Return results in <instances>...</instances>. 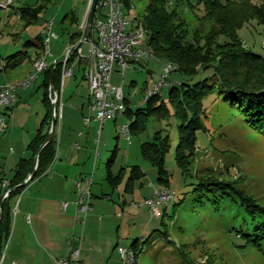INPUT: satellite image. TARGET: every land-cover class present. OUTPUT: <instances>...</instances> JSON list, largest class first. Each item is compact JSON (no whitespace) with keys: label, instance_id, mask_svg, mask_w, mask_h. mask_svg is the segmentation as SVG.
Returning <instances> with one entry per match:
<instances>
[{"label":"rangeland","instance_id":"rangeland-1","mask_svg":"<svg viewBox=\"0 0 264 264\" xmlns=\"http://www.w3.org/2000/svg\"><path fill=\"white\" fill-rule=\"evenodd\" d=\"M9 0H0V59L2 65L6 59L17 55L5 71L0 72V83L10 81L17 84L24 80L32 69V60L28 54L35 52L34 47L26 46L30 41L38 42L37 37L44 34L45 29L52 23V29L59 36L51 43V52L56 54L59 49L66 53L72 46L69 44V31H77V26L71 24L73 17L81 20L90 5V0H11L10 7L2 5ZM175 2L177 0H174ZM204 0H191L195 8L187 1L182 2L179 12L187 23L189 36L192 41L196 31L207 35L214 27L213 22H202L205 15L204 5L198 3ZM227 3L232 0H220ZM45 4L46 8L40 15L38 24L26 27L21 18V9ZM148 0H133V7H124V18L130 23L129 29L139 25L143 19ZM70 16L65 22V16ZM67 29H69L67 31ZM65 30V31H64ZM245 46L252 52L264 56V27L257 20L246 24L238 31ZM229 41L227 36L219 38L220 44ZM86 48V46H85ZM164 61L153 57L143 65L131 66L125 73L124 90L131 109L136 112L148 108L147 97L154 92L160 76L164 73ZM31 73V72H30ZM213 71H203L192 80L174 72L168 81V86L159 91L161 101L155 106L165 103L172 112L170 92L186 81L196 84L210 78ZM75 82L79 84L82 95L88 93L89 83L85 78L82 65L75 67ZM42 77L32 85L33 101L27 107L20 109L22 114L30 112L46 113L43 103L44 89L39 90ZM212 82V81H211ZM21 91V90H20ZM62 106L64 93L61 96ZM157 104V105H156ZM60 106V115L61 107ZM205 115L203 123L205 131L196 135V154L191 159V175H187L177 160V148L180 140V120L171 115L168 118H158L152 115L147 119L144 129L131 136L128 140L122 134V126L130 124L124 117L118 126L109 122L105 126L101 145L108 146L103 170L108 173L107 159L112 151L117 154L112 163V171L119 174L122 169L130 173L132 167L138 166L145 174L144 185L141 181L135 186L136 212L135 216H124V228L120 231L117 259L122 261L120 248H131L133 241L139 238L143 251L138 257V264H264V243L262 248L250 242L248 236L253 235L255 222L244 208L230 199H215L210 195L205 203H198V195L193 193L198 179L205 176L217 177L220 180L232 182L236 188L252 196L259 205L264 206V136L256 131L244 116L241 109L225 96L215 91L204 101ZM60 116V118H61ZM12 117V116H11ZM10 118V117H9ZM8 118V120H9ZM7 133L0 137V177L12 178L14 166L10 161L12 149L17 150L16 144L5 139ZM168 137L169 150L165 155L164 168L169 174L171 193L174 201L159 205L157 191H163L159 182V171L143 156L145 144H159V138ZM16 139V138H15ZM18 140V139H17ZM152 184V185H151ZM151 187L154 188H150ZM150 188V190L148 189ZM129 193L131 203L135 198ZM153 197V203L165 213L163 218L154 215L150 205L144 203V197ZM143 204H142V203ZM127 218V219H126ZM12 234V232H11ZM11 238V236H10ZM11 240V239H10ZM9 242V241H8ZM144 242H148L143 245ZM121 258V260H120ZM121 262V263H122ZM124 264V262H123Z\"/></svg>","mask_w":264,"mask_h":264},{"label":"trees","instance_id":"trees-1","mask_svg":"<svg viewBox=\"0 0 264 264\" xmlns=\"http://www.w3.org/2000/svg\"><path fill=\"white\" fill-rule=\"evenodd\" d=\"M42 1L49 2L50 0ZM148 1L145 15L142 22L139 20V24L144 26L148 32V46L152 49L155 57L176 65L175 72L180 73L184 79L192 80L201 72L208 70L213 71V74L210 78L194 85L186 81L180 86L174 87L170 92L173 112L165 106L164 102L155 106L156 102L161 101L159 94L150 97L147 109H140L136 112L129 107L127 102L129 110L126 116L130 121V134L133 136V134L141 132L147 119L152 115L161 119L171 115L176 116L180 120L177 160L184 172L191 175V159L197 151L196 135L199 131H205L204 101L215 91L237 105L252 127L264 136V56L248 49L238 35V31L253 20L259 21L264 27V0H232L227 3L220 0L200 1L198 4H203L205 8V15L201 21L213 22L214 27L207 35H202L199 30L196 31L192 41L188 40V25L179 12V7L184 1H187L191 8H195L191 0ZM123 4L125 8L130 9L133 7V0H123ZM45 8V4H39L35 7L21 9V18L25 21L26 27L37 24ZM80 36V34L73 36L72 45L77 42L76 40ZM221 36H227L229 41L220 44ZM37 40L39 44L35 46L41 51L38 54L39 59L44 53V38L38 36ZM32 43L28 42V44ZM28 44L26 43V45ZM17 55L7 58L5 65H2L0 60V68L2 67L0 72L5 70ZM62 77V64L50 66L42 75V87L45 90L43 103L47 113L35 139L29 145L32 157L19 163L10 184L11 193L8 198L1 200L0 250L4 248L11 234L13 216L11 202L26 188L18 187L34 172L36 157L49 136L53 118L51 88L53 87L54 91L61 93ZM60 103L58 108H60ZM157 139L159 144L147 143L143 146V156L157 167L160 186L164 190H171L169 174L164 168L165 155L170 147L169 139L168 137L162 139L161 136ZM116 154L117 150L108 163V181L113 188L117 189L126 179V193H134L137 182H142L145 174L138 166H135L128 174L127 169H122L118 175H115L111 166ZM56 155L57 141L54 136L40 155L35 180L44 177L49 172L55 162ZM126 175L128 176L126 177ZM193 193L198 195V203H205L209 200L210 195L215 199H230L238 203L239 207L244 208L250 214L252 221L255 222L254 234L248 236L250 242L259 249L262 248V243H264V206L259 205L252 196L236 188L234 183L213 176L198 179ZM164 216L165 213H162L161 218ZM147 243L144 242L143 245ZM130 249L135 253L136 264H138V257L143 251L140 241L135 240Z\"/></svg>","mask_w":264,"mask_h":264},{"label":"crops","instance_id":"crops-1","mask_svg":"<svg viewBox=\"0 0 264 264\" xmlns=\"http://www.w3.org/2000/svg\"><path fill=\"white\" fill-rule=\"evenodd\" d=\"M87 12L88 9L81 20L75 16L72 19L71 24L77 26L78 30L68 32L71 46H73V36L81 35L74 45L78 44L83 37L81 26L86 19ZM69 18V15L65 16L63 22ZM39 36L43 37V34ZM30 42L33 43H27L26 46L35 48L34 54H28L29 60H32L33 69L34 62L41 51L35 46L39 42ZM52 55L53 57L48 58L49 62L56 59L62 61L65 55L64 49H59L56 54L52 53ZM146 61L144 60L140 65ZM78 65H82L84 72V64L79 62L75 67ZM32 69L25 76H28ZM125 73L122 74L117 70L112 76L113 84L124 88ZM74 77L75 69L73 76L64 80L62 77L61 96L64 93V102L62 106L60 105L62 116L59 113L58 126L54 135L57 141L55 162L47 175L34 179L11 202L13 208L12 234H10L9 242L7 241L4 246L6 254L2 264H59L61 260L69 259L72 252L80 245H82V264H123L116 256L120 244V231L124 228V216L137 217L136 212H133L136 209L137 191L132 193L135 199L130 203L129 194L126 193V179L117 189L111 186L108 175L106 177L103 170V162L109 152L108 146L103 147L101 139L105 126L109 122H115L118 126L124 117L107 122L101 133L102 138L99 137L97 121L93 119L89 125L85 122L87 117L95 118V114L90 109L92 104L90 89L88 88V93L83 96L82 92H79V84L73 80ZM42 81L39 90L44 89ZM6 84H10V81L0 83V85ZM31 87L20 89L21 91L17 92L12 117L8 120L9 128L5 139L8 137L7 139L16 144L17 150L12 149L10 157L14 166L12 178L0 177V206L2 198L4 199L6 191L10 188L5 183L11 184L19 163L32 157L29 145L35 139L47 113L46 111L44 115L41 112L34 114L30 110L27 114L20 112L23 102L26 104L24 107L27 105L31 107L33 101L31 92L34 91ZM127 102L130 107V100L127 99ZM115 150L107 159V165ZM89 180H92V183ZM141 183V185L145 184L144 181ZM79 184L86 191L91 192L92 211L86 216L81 215L79 209ZM149 187L154 188V185L153 187L149 185ZM152 198L147 195L143 199L144 203L149 205L147 201H153ZM65 204H67L66 208ZM137 239L139 240V238L135 240Z\"/></svg>","mask_w":264,"mask_h":264},{"label":"built area","instance_id":"built-area-1","mask_svg":"<svg viewBox=\"0 0 264 264\" xmlns=\"http://www.w3.org/2000/svg\"><path fill=\"white\" fill-rule=\"evenodd\" d=\"M10 4L11 0L3 4L2 8L7 9ZM93 6L94 0H91L86 19L81 26L83 37L78 44L73 45L65 53L62 61L56 59L49 62L48 60L49 57H53L51 43L53 40L58 39V35L52 30V24H49L44 31L46 38H44L43 56L35 60L30 75L17 84L0 85V137L9 128L8 118L12 115V108L17 100V92L20 89L32 86L50 66L57 64H62L63 80L73 76L77 63L84 64L85 78L89 83L92 99L90 109L95 114V118L87 117L85 122L89 125L93 119L97 121L99 124V137L107 122L116 121L127 115L129 107L125 90L123 86L113 84L112 76L117 70L124 74L131 66L155 57L152 49L148 46L149 35L141 24L134 29H129L130 23L124 18L123 0H100L94 14L91 32L87 35L93 14ZM176 69L177 67L173 63L165 64L164 73L160 76L159 83L156 84L154 92L149 94L147 100L159 94L160 90L169 85L170 76ZM0 70H2V67ZM59 94L58 104L61 102V93L59 92ZM51 99L52 103L56 100L53 88H51ZM59 110L60 108L57 111L58 118ZM121 129L122 134L130 140V125H124ZM89 182L92 183V180H89ZM5 184L10 187L9 183L6 182ZM79 190L80 213L86 216L92 211L91 192L86 191L81 184H79ZM10 193L11 189L9 188L4 198H8ZM156 195L160 199L159 205L175 200L174 193H171L170 190L157 191ZM147 204L152 207L156 217H162L158 205H155L153 201H147ZM64 207L66 208L67 204ZM81 252L82 245L72 252L69 259L61 260L59 264H82ZM119 252L124 264H136L133 250L120 248ZM5 254L6 247L0 250V264H2Z\"/></svg>","mask_w":264,"mask_h":264},{"label":"water","instance_id":"water-1","mask_svg":"<svg viewBox=\"0 0 264 264\" xmlns=\"http://www.w3.org/2000/svg\"><path fill=\"white\" fill-rule=\"evenodd\" d=\"M99 1L100 0H94V6H93V14H92V18H91V23L89 25V28H88V32H87V35L90 34L91 32V29H92V23H93V18H94V14H95V11L97 9V6L99 4ZM53 88V87H52ZM55 92V95H56V100L55 102L53 103V118H52V124H51V130L49 132V136L47 138V140L45 141V143L42 145V147L40 148L39 150V153L36 157V166H35V169H34V172L29 176V178L21 185L19 186L18 188H22V187H26L28 184H30L36 177V174H37V171H38V165H39V159H40V155L42 153V151L45 149V147L52 141L54 135H55V132H56V128H57V124H58V115H57V111H58V101L60 99V94L59 92L57 91H54ZM5 200V198H4ZM2 209V207H1ZM0 223H1V220H0Z\"/></svg>","mask_w":264,"mask_h":264}]
</instances>
